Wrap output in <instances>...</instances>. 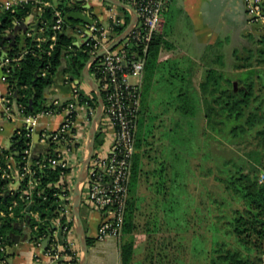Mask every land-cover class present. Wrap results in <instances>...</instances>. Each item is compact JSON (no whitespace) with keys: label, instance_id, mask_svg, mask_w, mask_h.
Returning a JSON list of instances; mask_svg holds the SVG:
<instances>
[{"label":"trees","instance_id":"obj_1","mask_svg":"<svg viewBox=\"0 0 264 264\" xmlns=\"http://www.w3.org/2000/svg\"><path fill=\"white\" fill-rule=\"evenodd\" d=\"M42 1L53 3V0ZM39 6L35 2H29L0 13V68H3L12 98L14 99L16 94V100L24 108V114L33 116L49 108L46 93L55 83L57 75L63 72L68 82L84 80V69L91 58L89 49L86 46L76 45L68 33L59 34L53 50H49L52 44L50 27L53 23L54 7L44 8L38 19L37 30L35 31L34 26L28 29L33 35L31 37L25 35L22 49L20 48L21 38L15 44H11L7 35L12 34L17 23H24L34 8ZM82 6L77 0H63L57 5L64 16L84 11ZM119 10L124 14L125 23L114 27L116 37L125 31L131 20L127 10L121 8ZM74 22L81 21L71 20L72 24ZM38 37L42 39L40 43L36 41ZM165 38L166 32H163L150 45L142 81L137 113L136 153L132 161L129 200L122 235L123 238L129 237L130 240L121 244V264H133L134 250H136L134 241L138 233L148 234L145 264H182L179 257H170L166 246L153 248L152 234L147 233L148 228L147 231L141 230L138 214L141 208L135 200L131 199V195L138 189L142 180L154 188L157 196L155 200L158 201L157 210L161 214L160 221H164L167 226L176 231L177 239L174 240H177L180 245L185 238L183 234L190 231L191 224L188 219L190 210L183 212L182 209L184 195L189 204L193 202L187 197L191 179L195 177L191 162L203 153L204 159H211L210 141L217 140L220 136L233 144L243 143L252 135L264 139V98H260L257 92L264 88L262 69L264 35L255 41L258 43L255 51L248 49L250 57L245 59L247 61L251 59V56L257 55L258 65L242 63L245 61L239 57L238 50H235L233 55L237 63L233 72L218 70L212 66L219 62L224 67L225 63L219 44L208 47L201 60L200 67L203 68L204 74L198 87L193 80L195 68L181 67L176 61H173L172 65L167 63V66L160 67L161 51L166 47L170 48ZM125 44H130L128 47L130 52L143 56L142 48L133 44L131 38H128ZM5 47L7 57L11 60L8 66H2ZM8 70L9 73H7ZM43 73L45 76H42ZM90 73L94 74V66L90 68ZM161 73L162 75L158 76ZM154 90L161 92L163 101L153 110L149 99ZM34 94L36 98L31 108L30 101ZM79 100L81 105L89 101L93 108H98L97 97L92 90L89 96L81 90ZM67 103H64V106ZM62 108L55 109V112H60ZM166 116L168 121H164ZM201 120L206 123L203 128L200 126ZM158 122L160 124L157 125ZM161 124L165 125L161 126ZM158 131L162 132L166 141L163 152L167 154V160L171 162L168 165L166 161L159 174L146 170V160H149L154 145L152 140ZM26 133V130H23L20 135L16 132L12 146L9 149L0 148V261L9 256L8 249L13 246V236L17 233L20 223L28 224L31 242L40 239L44 240L43 243L46 240L50 241L56 230L51 224L55 219H60L61 226H67L69 230H73V223H68V218L61 215L62 208L70 202L61 198L64 193L61 188L56 187L61 180L59 168L47 167L41 170L33 165L35 175L32 179L26 177L15 188L17 181L14 176L3 177L7 171L6 157L14 158L17 168L22 169L23 152L28 148L27 143H29ZM103 143L104 138L97 134L96 148ZM205 147L208 151H205ZM52 150L53 148H50L47 154H53ZM43 156H34L33 164L41 160ZM169 168L173 169V172L168 176L165 171ZM152 177L154 180L151 179ZM31 180L37 183L33 190H30ZM216 181L224 188L225 195L221 200L212 202L216 208L210 209L209 214L214 220H218L220 225L212 224L211 230L208 231L212 234L210 249L206 247L205 241H201L194 235L193 249L196 258H203L206 264H257V261L261 263L262 256L257 255L260 249L259 241H252L251 233L255 232L257 238H261L264 243V220L262 219L264 217V184L260 183L256 176L245 174L243 165L225 161L219 166ZM234 203L243 205L246 212L251 214L259 225L249 229V222L238 209L232 214L231 208ZM227 208L230 210L229 215L226 214ZM32 214H37L38 219ZM156 218L159 219L157 216ZM193 232L195 234L196 230ZM67 236L65 235L66 239ZM96 241H98L97 238ZM87 242L88 246L94 244L92 239H88ZM64 243H66L65 252L72 253L67 249L68 241L65 240ZM201 246L204 247V251ZM1 248H4V252ZM78 249L80 252V248ZM254 258L258 260L254 261Z\"/></svg>","mask_w":264,"mask_h":264},{"label":"built area","instance_id":"obj_2","mask_svg":"<svg viewBox=\"0 0 264 264\" xmlns=\"http://www.w3.org/2000/svg\"><path fill=\"white\" fill-rule=\"evenodd\" d=\"M122 3L132 7L137 16L138 23L134 27L129 38L133 44L142 48L143 56L130 52L128 47L130 44L124 43L106 53L97 61L90 64V68L94 66L93 79L98 85L105 102L104 114L99 122L98 130L105 118L109 125L108 130L103 131L104 141L111 140L110 147L102 145L95 149L93 158L87 170L86 178L81 188V204L86 209H93L100 213L101 220L97 230V240L103 241L109 237L120 239L123 235L125 224V214L129 200V186L131 180V169L133 157L136 153V130H137V113L141 99V88L145 66L147 62L150 45L154 39L161 35L164 30L165 19L164 13L171 0H119ZM35 2L39 7L34 10L43 13L44 8H53V23L50 27L52 31V44L49 50L52 51L59 34H67L68 27L73 30L69 35H77L79 47L86 46L91 57H94L102 50H107L108 46L117 38L114 34V27L124 25L125 18L119 14V8L110 5L105 8L106 15L109 19L108 26H104L93 14L83 11L87 17L93 20V24L74 26L68 24L65 20L63 12L52 3L42 0H8L0 2V13L2 11L11 10L22 4ZM245 10L248 16V23L257 27L260 32L264 33V0H243ZM33 10V11H34ZM23 24V23H22ZM17 23V26L22 25ZM46 25V24H45ZM66 25V26H65ZM33 34L28 31L26 36L31 37ZM8 36V35H7ZM38 43L42 41L37 38ZM75 41V39H74ZM38 47L40 45L38 44ZM49 53V52H48ZM17 61V60H14ZM11 60L6 56L2 60V66L10 65ZM3 69V68H2ZM9 73V70L7 71ZM45 76V73L42 74ZM2 79L6 81L3 73ZM72 88V101L64 106L59 100H54L49 104V108L41 112L38 116L25 115L24 108L17 105L19 114L23 117L24 125L17 133L26 130V138L28 148L23 152L24 165L21 170L17 168V163L11 162L12 157H6L7 171L4 178H10L13 170H17V185L26 177L32 179L35 175L33 165L38 169L47 167L61 170V180L56 185L61 188V198L71 202V189L67 185V180L71 172V156L77 152L83 138V131L79 129L78 120H82L86 125H91L97 109L93 108L91 102L86 101L83 105L79 104L80 91L76 81H67ZM89 96L88 92H85ZM91 100V99H90ZM14 99L12 93H8L4 99L7 105L6 112L11 116L10 105ZM63 107V108H62ZM62 108L58 113L55 109ZM57 114H65L64 120L55 132H42L41 141L48 145V151L53 148V154H44L41 160L33 164V132L37 126L38 117H53ZM105 127V126H104ZM107 128V125L106 127ZM108 137V138H105ZM36 157H40L39 155ZM35 181H30V190L36 187ZM69 204L62 208V216L68 218V223H73V228L77 226L75 217L69 213ZM51 224L55 227V231L47 246L43 247V239L31 242L32 247V264H80L82 252H78L76 244L69 238L72 229L67 226L63 229V240L68 241V250L72 253L65 252V244L61 243L59 237L60 219L52 220ZM67 236V239L65 238ZM4 252V248H1ZM5 261V260H4Z\"/></svg>","mask_w":264,"mask_h":264},{"label":"crops","instance_id":"obj_3","mask_svg":"<svg viewBox=\"0 0 264 264\" xmlns=\"http://www.w3.org/2000/svg\"><path fill=\"white\" fill-rule=\"evenodd\" d=\"M8 0H0L5 2ZM27 1V0H23ZM78 1V0H77ZM62 2V1H61ZM79 2V1H78ZM80 3L89 13L96 16V18L105 26L109 24V19L105 12V2L102 0H81ZM60 4V2L58 3ZM58 4L52 3L53 6ZM120 11V10H119ZM83 12V11H82ZM129 12V11H128ZM120 16L124 14L120 11ZM130 14V13H129ZM40 11L34 10L31 17L28 29H32L38 23L41 17ZM165 25L163 32H166V41L170 48H165L161 51L159 56V63L166 61H176L182 67H193L194 82L198 87L197 82L203 78V68H201V60L205 56L208 47L216 44L220 45L221 50H238L248 43L257 41L264 33L260 32L257 27L251 26L248 23V16L245 10L243 0H171L164 13ZM15 30V29H14ZM14 35L16 41H10L15 44L23 35L22 31L14 34V32L7 37ZM75 40V43L77 45ZM2 68H0L1 70ZM78 81V80H76ZM81 88L88 93H91V88L84 80L79 81ZM9 93V86L4 81L0 74V148L9 149L12 146L13 137L15 133L23 127L24 120L17 110L18 102L16 94L14 101L10 105L11 116L6 112L7 105L4 99ZM72 88L66 81V76L60 72L55 83L46 93L48 103L54 100H59L62 103H67L72 100ZM38 116V115H37ZM65 114H57L53 117H38L37 126L33 132V154L34 156H41L48 151V145L41 141L40 135L42 132H55L59 125L64 120ZM78 126L83 131V138L81 145L71 158V172L67 180V185L71 189V202L69 206V213L73 215V194L80 177L82 167L87 157V147L89 142V132L91 125L80 118ZM111 140L104 141L105 147H110ZM16 163L15 159H12ZM17 170H13V175L16 176ZM89 209L80 205V212L85 228L87 240V228L84 223V218L89 215ZM96 211V210H94ZM93 212V211H91ZM97 212V220H101L100 213ZM38 219L37 214H32ZM99 226V225H98ZM98 226L95 229L92 240L94 244L89 247L87 264H121V243L119 239L109 237L103 241H96ZM30 229L27 223H20L17 227V233L13 236V246L8 249V257L0 261V264H32V247L29 239ZM19 238V240L14 241ZM78 248L81 250L78 239L77 228L74 227L72 234L69 237Z\"/></svg>","mask_w":264,"mask_h":264},{"label":"rangeland","instance_id":"obj_4","mask_svg":"<svg viewBox=\"0 0 264 264\" xmlns=\"http://www.w3.org/2000/svg\"><path fill=\"white\" fill-rule=\"evenodd\" d=\"M67 4V2L65 3ZM106 7H109L110 5L105 3ZM120 12V11H119ZM74 26L82 25L81 22H74ZM108 26V25H105ZM73 29L71 27H68L67 32L69 33ZM262 37V36H261ZM258 41V40H257ZM264 45V44H262ZM258 48V43L251 42L243 47H239V57L242 58L244 61L246 58L250 57L248 53V49L256 50ZM245 49V50H244ZM234 50H222L223 54V61L225 63V66L223 67L219 62L214 63L212 66H214L218 70L226 71L229 70L230 72H233V68L237 61L234 58L233 55ZM254 55V54H253ZM258 56L254 55L251 56L250 60H247L242 63H247L256 66L258 65ZM173 61H166L165 63H162L160 67H164V65H172ZM169 70V66L167 67ZM262 69L264 71V65H262ZM169 72V71H168ZM166 73V71H165ZM204 74V70H203ZM159 74L158 76H161ZM233 75V74H231ZM168 76V74L166 75ZM144 77V76H143ZM195 83V82H194ZM201 81L197 82V85ZM260 89V87H259ZM262 89V88H261ZM260 98H264V88L262 90H257ZM259 98V99H260ZM163 101L161 92H158L154 90L152 92L151 97L149 99V104L152 105V108L154 110L155 107L159 105V103ZM153 113V112H152ZM157 113V112H156ZM164 121H168V116L164 117ZM201 128L205 126V121L201 120L200 122ZM102 124L100 129L98 130L97 134L103 136V131L108 130L109 125L107 124L105 118L102 119ZM160 124V122L157 123V125ZM167 124V122H166ZM107 125V128H105ZM165 124H161L163 126ZM105 126V127H104ZM160 126V127H161ZM110 129V127H109ZM215 137H219L215 135ZM108 138V137H105ZM204 139L206 140L205 136ZM154 142L153 148L151 150V155L149 160H146V170L148 171H155L159 174V171L163 170V164H166L168 162V165L171 163L169 160H167V154L164 153V145H166V141L162 136V132L158 131L155 138L152 140ZM210 151L212 152V158L211 159H204V153L202 155H199L197 159H194L191 162V168L194 172L195 177H192L189 190H188V200L189 198L193 201L191 204H189L188 201H186V197L184 195L183 198V205L182 209L183 212L188 209L190 210V214L188 215L189 223L190 224V231L187 234H183L184 241L179 245L177 240H174L176 237V231L171 228L170 226H167V224L164 221H160L161 214L157 210L158 201L155 200L157 198L155 190L153 187H151L149 184L145 183L144 180H142L139 184L138 189L132 193L131 199L135 200L138 203V206L141 208L139 214V224L141 227V230L148 231L147 233L152 234L154 244L152 245L153 248L156 246H166L167 252L169 253L170 257H179L181 259L182 264H206V261L203 258H196L194 249H193V239L195 238L194 235H196L198 239L201 241H205L206 247L210 249L212 247V241H211V232H208L211 230V225L219 226L220 223L218 220H214L213 216L209 214L210 209H215L216 205H212L213 201L221 200L222 197L225 195V190L222 187V185L216 181L218 174H219V166L223 161L230 162V163H237L239 165H243V172L245 174H249L251 176H256L260 183L264 184V139L256 137L255 135H252L251 137L247 138L245 142L240 144H233L228 141H226L225 138H222L221 136L217 140L210 141ZM205 151H208L205 147ZM167 161V162H166ZM172 165V164H171ZM165 167V166H164ZM173 169L169 168L165 171L167 175H172ZM154 180V178H151ZM152 182V181H151ZM160 200V199H159ZM189 204V206H188ZM188 206V207H187ZM239 210L241 214L244 215L246 221H248V225H250L249 229H253V227L258 226L259 224L255 221V218L246 212V208L243 205L234 203L233 207L231 208L232 214L235 210ZM89 215L84 218V223L87 228V234L89 238L92 239V235L95 233L96 227L99 225V221L97 220V212L93 209L88 210ZM93 211V212H91ZM230 210L226 209V214L229 215ZM156 213V214H155ZM156 216L159 218L157 219ZM264 220V217H262ZM194 230H196V233L194 234ZM156 233V234H155ZM155 235V236H153ZM252 241L258 240L259 242V248L257 255L262 256L261 263L260 261H257V264H263L264 263V243L263 240L258 239L255 232L251 233ZM130 240L129 237H122L119 239L120 243L123 245L125 242ZM148 242V234L144 233H138L135 237V249L134 250V256L132 263L138 264L143 263L145 264V249L147 247ZM155 246V247H154ZM76 249L78 246H75ZM202 247V246H201ZM203 251H204V247ZM199 250L201 248H198ZM259 257V256H257ZM258 260V258H254V261Z\"/></svg>","mask_w":264,"mask_h":264},{"label":"water","instance_id":"obj_5","mask_svg":"<svg viewBox=\"0 0 264 264\" xmlns=\"http://www.w3.org/2000/svg\"><path fill=\"white\" fill-rule=\"evenodd\" d=\"M61 1H63V0H53V3L58 4ZM78 1L80 2L81 0H78ZM102 1H104L107 4L114 5V6H117L118 8L129 11L130 16H131V20H130L129 25L125 29V31L120 36H118L108 46L107 50H102L99 53H97V55H95L94 57H91L90 60L88 61L87 65H86L85 69H84V79L87 82V84L90 86L91 90L96 94L97 102H98V108H97L96 114L92 120L91 127H90L89 142H88V147H87V150H88L87 157H86V160H85L84 165L82 167V171H81L80 177L77 181V184H76V187L74 190V194H73V204H72L73 215L76 219V224H77L76 228H77L78 239L80 242L81 252H82L80 264H87L88 251H89L87 237H86V233H85V228H84V224H83L81 212H80L81 188H82L83 182L86 178L87 170L89 168L90 162L93 158V155H94V152L96 149V139H97L99 122H100V120L104 114V110H105V102H104L103 96L101 94V91H100L98 85L96 84L95 80L93 79V77L90 73V64L92 62L99 60L106 53V51H112L113 49L120 46L124 41H126L129 38L130 34L132 33L134 27L138 23V16L132 7L122 3L119 0H102ZM30 19H31V17H28L22 25L16 26L15 30H14V34L18 33L19 31L23 32V35L20 37L21 38V47H20L21 49L23 47V41H24L25 35L28 32V26L30 23ZM65 20L68 24H71V20L81 21V22L89 24V25L93 24V20L91 18L87 17L82 12L70 13L65 17ZM34 27H35V31H36L37 27H38V23L36 25H34ZM62 35H64V33ZM70 37L75 39L76 41H79V37L75 34L70 35ZM7 39L9 41H11V40L16 41V37L14 35L7 37ZM6 50H7V48L5 47L2 60H4V58L7 56ZM0 74H1V77H3V69L0 70ZM76 82L79 84V81H76ZM35 98H36V94H34V96L32 97V99L30 101V107L31 108L33 106V102H34ZM63 229H64V226H62L60 228V232H59V237L61 239L62 244H64ZM17 240H19L18 237L14 241H17ZM47 244H48V240H46L43 243V247L45 248L47 246Z\"/></svg>","mask_w":264,"mask_h":264}]
</instances>
